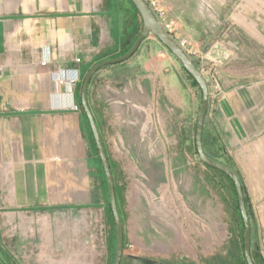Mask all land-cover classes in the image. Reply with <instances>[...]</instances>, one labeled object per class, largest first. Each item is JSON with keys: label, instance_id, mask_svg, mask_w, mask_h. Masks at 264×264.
Here are the masks:
<instances>
[{"label": "rangeland", "instance_id": "obj_1", "mask_svg": "<svg viewBox=\"0 0 264 264\" xmlns=\"http://www.w3.org/2000/svg\"><path fill=\"white\" fill-rule=\"evenodd\" d=\"M92 1L106 15L107 35L119 39L98 63L120 58L142 32V19L128 0ZM152 1L208 84L207 156L239 173L214 115L228 96L245 89L264 103V0ZM91 81L87 102L109 160L124 233L121 264H246L235 186L197 156L202 91L180 62L151 35L128 61L103 68ZM79 100L80 111L59 145L60 160L49 161L46 173L49 200L65 208L0 209V264H39L42 221L60 224L63 235L50 249L59 248L62 264H115L109 186ZM240 181L248 193V180ZM258 227L253 246L264 264V227Z\"/></svg>", "mask_w": 264, "mask_h": 264}, {"label": "crops", "instance_id": "obj_2", "mask_svg": "<svg viewBox=\"0 0 264 264\" xmlns=\"http://www.w3.org/2000/svg\"><path fill=\"white\" fill-rule=\"evenodd\" d=\"M104 17L92 0H0V194H8L0 196V209L65 208L49 200L46 173L49 161L60 160L59 145L78 114L71 108L80 103L79 86L70 91L63 84L58 91L55 76L73 70L81 79L117 45ZM255 93L228 96L214 117L238 158L235 174L248 180L251 252L259 264L253 245L254 232L264 227V103ZM59 227L42 221L39 264H62L59 248L50 249L63 235Z\"/></svg>", "mask_w": 264, "mask_h": 264}, {"label": "water", "instance_id": "obj_3", "mask_svg": "<svg viewBox=\"0 0 264 264\" xmlns=\"http://www.w3.org/2000/svg\"><path fill=\"white\" fill-rule=\"evenodd\" d=\"M132 4L136 7L138 10V13L141 16L142 22H143V29L140 34V36L137 38L135 44L131 48L127 54L124 56L117 58V59H108L105 61H102L95 66H93L86 74L83 80V85L81 89V105L85 112V115L87 116L91 127V131L95 140V143L97 145L98 153L100 160L102 162L103 170L108 182L109 186V193H110V204H111V211L113 214V218L115 221V227L117 232V240H118V247H117V253H116V260L115 264H121L122 257H123V249H124V233H123V227L122 222L118 210V204L116 199V192H115V186L114 185V179L112 176V171L110 169L109 160L104 148V145L102 143L94 116L88 106L87 102V91L90 85V80L93 78V76L100 71L101 69L111 66V65H117L123 62L128 61L131 57L137 53L138 49L140 48L141 44L148 38H150L151 35L155 36L172 54L173 56L180 62L182 67L185 69V71L192 76V78L196 81L199 88L202 91V105L200 108V113L198 117L197 122V131H196V148L199 156L200 161L207 167L217 170L223 174H225L230 180L233 182L237 194V199L239 203V208L241 212V216L244 223V255H245V261L247 264H255L252 259V252H251V221L249 217V212L246 206L245 201V194L243 190V185L239 179V177L235 174L233 170L230 168L217 163L210 159L204 149L203 146V134L205 129V122L206 117L209 110V102H210V93H209V87L205 80V78L202 76L200 71L197 69V67L194 65L192 60L189 58L188 53L180 46L177 41L164 29L162 23L159 21L156 14L153 12V10L150 8L149 3H147L146 0H130Z\"/></svg>", "mask_w": 264, "mask_h": 264}, {"label": "built area", "instance_id": "obj_4", "mask_svg": "<svg viewBox=\"0 0 264 264\" xmlns=\"http://www.w3.org/2000/svg\"><path fill=\"white\" fill-rule=\"evenodd\" d=\"M147 3H149L150 8L153 10V12L156 14V16L158 17L159 21L162 23L164 29L171 35L174 36L172 33V29H171V25L169 23H167L166 17H165V13L162 12L163 10L159 7L157 2H154L152 0H146ZM180 46L186 50L185 48V44H180ZM49 64V60H44L42 62V66H47ZM72 71L73 70H63L61 72H59L56 76H55V84L58 88L63 85V84H67L70 86V91L72 90L73 86H76L79 82H80V78L78 76V74H76V77L72 75ZM74 72V71H73ZM76 72V71H75ZM74 112H79L80 108L79 105L77 104H73L72 108H71Z\"/></svg>", "mask_w": 264, "mask_h": 264}, {"label": "trees", "instance_id": "obj_5", "mask_svg": "<svg viewBox=\"0 0 264 264\" xmlns=\"http://www.w3.org/2000/svg\"><path fill=\"white\" fill-rule=\"evenodd\" d=\"M128 1L132 4V2H131L130 0H128ZM132 5H133V4H132ZM133 7H134V9H135V12H136V13L139 15V17L141 18V16H140V14L138 13V10L136 9V7H135L134 5H133ZM142 23H143V22H142ZM140 34H141V33H140ZM140 34H139V36H140ZM139 36H138V37H139ZM127 52H129V50H128ZM127 52H124V54H123L122 56H124L125 54H127ZM122 56H121V57H122ZM101 70H102V69H101ZM98 72H99V70H98ZM98 72H97V73H98ZM97 73H96V74H97ZM96 74H95V75H96ZM84 77H85V76H84ZM93 77H94V76H93ZM191 77H192V76H191ZM92 79H93V78H92ZM92 79H91V80H92ZM192 79H193V78H192ZM83 80H84V79H83ZM91 80H90V81H91ZM193 80H194V79H193ZM91 82H92V81H91ZM91 82H90V84H91ZM194 82L196 83L195 80H194ZM82 83H83V82H82ZM196 84H197V83H196ZM197 85H198V84H197ZM89 86H90V85H89ZM198 87H199V86H198ZM80 93H81V88L78 90V96L81 97ZM86 94H87V96H88V93H86ZM80 97H78V98L80 99ZM208 168H209V167H208ZM210 169H211V168H210ZM212 170H214V169H212ZM215 171H217V170H215ZM217 172H219V171H217ZM220 173H221V172H220ZM222 174H223V173H222ZM224 175H225V174H224ZM111 212H112V211H111ZM113 219H114V218H113ZM245 262H246V261H245ZM246 264H247V263H246Z\"/></svg>", "mask_w": 264, "mask_h": 264}, {"label": "flooded vegetation", "instance_id": "obj_6", "mask_svg": "<svg viewBox=\"0 0 264 264\" xmlns=\"http://www.w3.org/2000/svg\"><path fill=\"white\" fill-rule=\"evenodd\" d=\"M4 264H7L6 262Z\"/></svg>", "mask_w": 264, "mask_h": 264}]
</instances>
